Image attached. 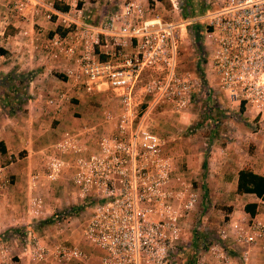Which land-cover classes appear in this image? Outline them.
Returning <instances> with one entry per match:
<instances>
[{"label": "built area", "instance_id": "built-area-1", "mask_svg": "<svg viewBox=\"0 0 264 264\" xmlns=\"http://www.w3.org/2000/svg\"><path fill=\"white\" fill-rule=\"evenodd\" d=\"M217 1L216 7L188 19L199 23V57L210 76L207 88L220 94L227 107L264 126V0ZM35 4L44 7L47 23L62 29L40 48L45 61L58 64L69 82L65 90L45 95V114L63 109L72 98L71 88L84 93L110 90L116 108L102 109L93 123L69 128L45 147V179L53 182L67 172L68 196L81 206L72 214L59 211L54 219L82 218L78 230L98 250L95 261L77 246L37 240L23 246L30 260L37 264H252L250 249L264 238V224L249 214L245 222L232 221L217 230L187 261L179 262L183 224L195 211L199 194L178 171L147 111L162 103L176 111L185 109L201 86L191 71L177 70L181 23L152 13L145 0H124L97 23L75 6L59 9L50 0ZM19 6L22 9L23 4ZM146 71L150 72L147 83L138 85ZM137 87L152 95L144 110H136L141 102L135 97ZM11 161V155L0 160V190L7 183L5 169ZM195 232L206 234L198 227ZM226 242L236 246V257L227 252ZM17 258L3 264H20Z\"/></svg>", "mask_w": 264, "mask_h": 264}, {"label": "rangeland", "instance_id": "rangeland-1", "mask_svg": "<svg viewBox=\"0 0 264 264\" xmlns=\"http://www.w3.org/2000/svg\"><path fill=\"white\" fill-rule=\"evenodd\" d=\"M37 0H0V49L2 46L10 47L4 43L1 32L3 34H11L13 30H24L25 27L30 30L34 27L28 19V12H32L33 15L39 16L41 19H45L42 11H45L44 7L41 9L35 4ZM45 1V0H44ZM53 4L59 7H68L69 5L80 7L82 6L85 14H87L88 20L91 23H97L105 17L110 11L117 9L124 0H50ZM166 5L158 3L155 8L159 16L166 21H173L181 23L180 27V47L179 55L181 52L184 54L182 60L179 58L177 64L178 71H191L196 75L200 81L201 86L193 97L191 105L185 109L176 111L170 104L162 103L158 106L150 107L147 114L151 118L150 125L153 126L157 134L167 143L171 138H177L178 146L177 150H171V154L175 159V164L178 171H181L184 177H187L192 181L194 187L199 194V202L195 211L191 214L190 218L186 219L183 228L184 231L181 234L182 243L184 248L182 255L179 256V262L187 261L192 251L196 250L197 246L201 243H205L208 238H212L217 234V230L226 228L227 224L232 221H241L242 223L248 219V214L243 211L242 202L245 198L240 199L235 192L234 187L230 185V177L224 179L220 176L215 177L212 175L213 171L208 170L211 167H201V163L206 157H210L209 151L212 149L214 142L221 143L220 132L221 130L229 129L233 130L235 124H240L245 128H251L252 124L239 121L236 119L239 117V110L233 107H227L222 103V96L207 85L210 82V76L207 74L206 65L204 60L199 57V51L202 50L201 39L194 33V28L198 21H189V17L192 16L193 10L200 11L202 8L211 10L218 5L217 0H173L175 3L172 6L170 0H165ZM24 2L26 3L24 5ZM148 4L152 3L150 0H145ZM22 3V9H19V4ZM25 6V7H24ZM151 6V5H150ZM153 8V6H151ZM161 7L163 9H161ZM150 8V7H149ZM151 9V8H150ZM192 9V10H191ZM190 11L187 18H184L182 11ZM204 11V13H205ZM193 25H190L192 24ZM22 25V26H20ZM191 26V27H189ZM194 26V27H193ZM54 31L61 33L62 29L59 27H53ZM193 29V31H192ZM182 40H184L182 42ZM6 51L5 49H3ZM8 59L0 57V65L7 63ZM33 70V68H32ZM26 70L25 75L19 81L23 82L33 77V74ZM6 75L8 72H0V114L1 110L5 109L9 111L11 106L15 105L16 108L13 112L20 108L18 102H23L24 90H22L23 83L18 84L17 87L12 88L10 82L7 80ZM150 77V72H146L141 75V81L138 85L147 83ZM209 77V82H208ZM141 87V86H140ZM137 87L135 97L141 101L136 110L140 108L144 110L148 98L152 95L145 94L142 88ZM83 100L72 98L66 104L63 111H67L71 117H80L84 119L92 115H96L104 108H116V106L110 104L116 96L110 90H103L97 93H84ZM208 97V98H207ZM12 98L18 99L12 101ZM109 104H106L107 102ZM160 115L159 119H156L155 115ZM238 115V116H237ZM232 116H235L232 117ZM210 118V119H209ZM233 118V119H232ZM227 119L232 122H225ZM235 119V120H234ZM248 124V125H246ZM211 138H208L211 132ZM219 136H217V133ZM215 136V137H214ZM168 148V147H167ZM45 175V172H44ZM224 182V184H222ZM50 197H52V203H49V207L42 202L39 198L31 197L33 207L39 209L44 204V208L49 212L38 216V218L27 217L19 223H12L6 231L0 236V264L4 263V260L11 258L16 259L23 251L25 243L31 240H37L40 243L63 241L67 244L77 246L81 250L91 255V261L94 262L96 258L97 249L91 247L82 238L78 225L81 223L82 218L79 216L67 215L66 219L55 221L54 215L59 211L65 210L66 214H72L75 211H80L81 206L79 202H75L68 199V189H63L62 186L50 187ZM66 200V201H65ZM57 203V205L55 204ZM42 209V208H41ZM35 210V209H33ZM42 217V218H39ZM37 219V220H35ZM46 220L45 224H40V221ZM40 227V230L36 234L26 233V229L30 226ZM201 229L206 234L200 232L196 233V228ZM15 232V234L13 232ZM229 242V241H227ZM225 243V249L232 257H236L237 248L232 243ZM95 257V258H94ZM18 259V258H17Z\"/></svg>", "mask_w": 264, "mask_h": 264}, {"label": "crops", "instance_id": "crops-1", "mask_svg": "<svg viewBox=\"0 0 264 264\" xmlns=\"http://www.w3.org/2000/svg\"><path fill=\"white\" fill-rule=\"evenodd\" d=\"M150 1L152 3H149V7L155 11L154 7L161 1ZM78 8L85 10L82 6ZM161 9L163 8L161 7ZM154 14L159 16L157 12ZM85 15L88 19L89 16ZM28 19L29 24L31 23L34 29L30 30L25 27V35L21 34L22 28L13 30L11 34L1 32L4 43L10 49L7 46H2L6 51L0 49V57L3 56L4 59H8L7 63L3 66L0 65V72H8L5 78L10 82L12 88L17 87L18 84H24L22 87L24 98L21 103L18 102L17 98H12L13 102H18L20 108L14 112L3 109L0 114V144L4 149V152L0 153V160L5 159L8 155L12 156L11 163L5 169L7 183L0 190V236L12 223H19L27 217L38 218L45 212H49L48 208H44L43 203L45 201L49 207V203L53 202L52 197H50V187L58 185L65 190L69 189L70 181L67 172L60 174L53 182L45 179V147L58 140L65 130L93 123L100 113L87 119L82 116L71 117L67 111H63L64 108L56 114H45V95L56 90H65L69 82L65 81V77L60 73L61 68L58 64H49L45 61L40 48L45 43L46 38L55 34L53 25L39 16L33 15L30 11L28 12ZM180 47L183 48V45ZM183 55L181 52V56H179L181 60ZM30 69L32 71L28 72H31L33 77L23 82L19 81L24 77L26 70ZM101 91L103 90L94 93ZM83 94V91L75 88L70 90V96L78 100H83ZM149 101L150 98L145 103L148 104ZM110 104L113 105V100ZM155 117L159 119L160 115L157 114ZM232 117L235 118V116ZM236 119L252 124L251 128H245L240 122H237L238 124H235L233 130H221V143L214 142L209 151L211 156L206 157L201 163V167L210 166L211 168L208 170H212V175L215 177L220 176L223 179L230 177V185L234 189L239 169L248 168L256 174H264V126L258 125L248 115L239 114ZM225 122L230 123L232 121L227 119ZM210 132L207 135L208 138H211L213 134V131ZM217 136H219L218 133ZM177 143L176 137L171 138L166 147L173 151L177 150ZM236 194L240 199L245 198L242 207L246 203L255 204L252 215L259 218L264 224V201L251 193L236 192ZM34 196L43 202L39 209L33 207L31 197ZM67 198L71 199L69 196ZM71 200L78 202L74 199ZM55 204L57 205V203ZM39 230L40 227L31 225L26 229V233L34 235ZM13 233L15 234V232ZM1 239L0 237V241ZM17 256L20 257V264H37L30 260L24 251ZM250 261L252 264H264V238L251 247Z\"/></svg>", "mask_w": 264, "mask_h": 264}, {"label": "trees", "instance_id": "trees-1", "mask_svg": "<svg viewBox=\"0 0 264 264\" xmlns=\"http://www.w3.org/2000/svg\"><path fill=\"white\" fill-rule=\"evenodd\" d=\"M159 1H161L163 4L166 5L165 0H159ZM56 8L65 9L66 7L65 6L64 7L56 6ZM191 10L190 11H185V10L182 11L183 17L184 18L189 17L190 15H188V13H190ZM204 11H205L204 8H202L200 11L193 10V12H191V14L192 15H199V14L203 13ZM190 25H193V24H190ZM189 27H191V26H189ZM192 31H193V29H192ZM194 33L196 34V36H198L197 26H195V28H194ZM199 53H201V52L199 51ZM15 108H16V106L12 105L9 112H13V110ZM3 152H4V149L0 144V153H3ZM235 192H237V193H251V194H254L256 197H258L259 199H261L262 201H264V174L263 175L256 174L248 168L239 169L237 171ZM254 207H255L254 203H246L243 206V210L245 212H248L249 215H252L254 213ZM45 222H46V220H42V221H40V224H45Z\"/></svg>", "mask_w": 264, "mask_h": 264}]
</instances>
